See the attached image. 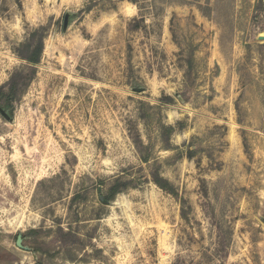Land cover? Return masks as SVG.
<instances>
[{"label": "rangeland", "instance_id": "374dc122", "mask_svg": "<svg viewBox=\"0 0 264 264\" xmlns=\"http://www.w3.org/2000/svg\"><path fill=\"white\" fill-rule=\"evenodd\" d=\"M0 264H264V0H0Z\"/></svg>", "mask_w": 264, "mask_h": 264}, {"label": "trees", "instance_id": "16d2710c", "mask_svg": "<svg viewBox=\"0 0 264 264\" xmlns=\"http://www.w3.org/2000/svg\"><path fill=\"white\" fill-rule=\"evenodd\" d=\"M27 61H29V62H32V63H37V61L35 60V59H31V58H25ZM170 131H171V128H170ZM157 184L159 185V186H161V188L162 189H165V190H167V191H172L171 189H169V188H166L167 186L165 185V184H162V182L159 180L158 182H157ZM111 191H112V193L114 194L115 192H117V188L116 187H113L112 189H111ZM171 193H173L174 194V192L172 191ZM183 217H184V219H186L187 218V214H186V212H185V210H184V212H183ZM187 220V219H186Z\"/></svg>", "mask_w": 264, "mask_h": 264}, {"label": "water", "instance_id": "95a60500", "mask_svg": "<svg viewBox=\"0 0 264 264\" xmlns=\"http://www.w3.org/2000/svg\"><path fill=\"white\" fill-rule=\"evenodd\" d=\"M22 242H23V236H22V234H20V235L18 236L17 246H18L19 248H22V249L28 250L29 248H27V247H23V246H22Z\"/></svg>", "mask_w": 264, "mask_h": 264}]
</instances>
